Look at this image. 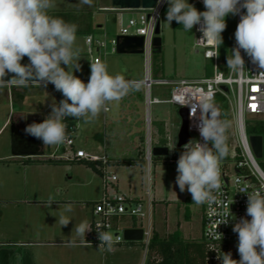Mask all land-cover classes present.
Returning <instances> with one entry per match:
<instances>
[{
	"label": "rangeland",
	"instance_id": "1",
	"mask_svg": "<svg viewBox=\"0 0 264 264\" xmlns=\"http://www.w3.org/2000/svg\"><path fill=\"white\" fill-rule=\"evenodd\" d=\"M101 0H92V4H81L80 0H57V6L49 13H75L79 18L80 31L85 30L86 23L98 26L103 25L108 35L104 33L96 34V38L106 39L109 46L108 56H104L103 50L100 55L106 57V64L110 74H120L127 81L130 79H144L147 72L146 55L118 54L112 53L111 40L120 31V22L111 13L99 10ZM161 14V37L163 39L162 72L159 76L153 75V55L151 62L152 76L154 79H187L196 80L206 76L207 70L212 66V62L204 57L203 50L195 48V26L191 32H186L181 26H176L175 21L169 25L166 22V12ZM128 17L137 16L136 13H127ZM229 19L235 24V16L229 15ZM82 24V25H81ZM85 36L77 33V46L80 49L81 57L79 64L81 69L74 71L80 79L89 80L90 57L97 55L95 49L85 45ZM92 49L91 54H86L84 59V48ZM90 53V52H89ZM89 57V58H88ZM87 60V61H86ZM30 61H28L29 63ZM27 63V64H28ZM12 74H8L5 79H10ZM12 88H0V128L7 120L10 112L9 123L13 114L20 112H39L45 118L51 113V105L59 103L64 97L55 87L46 88H21L22 93L12 95ZM11 90V96L9 93ZM131 97V102L136 103L139 108L138 116L140 122H136L138 116L135 111L129 113L123 106L125 101H113L108 104V111H102L98 118L85 122L74 118H67L78 125V130L73 135L75 147L82 149L88 154L103 156L105 147L114 157H133L137 154L139 140L136 136H144L146 139L143 147L147 149V115L146 88L139 86L131 90L123 99ZM170 88L153 86L152 98L155 100H165L169 98ZM217 101L224 111V119L232 122L229 138L234 143V120L231 116L229 102L222 96L217 97ZM124 102V103H123ZM14 115V117H15ZM150 115L152 119L151 132L153 144L158 140L156 122H166L173 141H176L178 127L181 126L182 118L180 110L169 104H154L151 106ZM129 118V121L127 120ZM136 123V124H135ZM257 122L253 123L256 125ZM133 131L136 135H129ZM98 135V137H96ZM102 136L101 138L99 137ZM135 136V137H134ZM264 136V135H263ZM64 147L66 151L64 153ZM46 155L56 152L58 156H72L74 150L64 145L46 146ZM174 148H171L170 156H153L151 162L146 159L144 167L141 165L126 168L121 165H111L107 167L108 174L102 176L89 165L86 164H61L51 165L47 163L25 164L24 159H16L12 153V129L6 126L0 131V234L4 235V240L9 242H30L47 241L53 237L63 236V230L73 222V212H66L65 206L75 203L77 208V218L82 222H87L89 226L93 221V207L101 200L105 194L107 178L115 175L118 178L117 185L122 193L130 199L149 200L150 191L153 200L152 221L153 230L162 234L176 231L179 227L184 236L188 239L201 240L203 236V205L193 204L190 207L191 219H184L183 201L191 194L185 190L181 192L175 184L177 175V159L181 150H175V159L172 160ZM147 154V152H146ZM34 161V160H32ZM108 193L112 194L113 189L108 188ZM55 202L48 206L49 198ZM61 202H65L61 204ZM145 202V204H147ZM60 203V204H59ZM59 204V205H56ZM145 209L147 206L145 205ZM64 216L72 220L67 226L59 223V218ZM136 218H124L120 223V228L140 225V220ZM202 226V227H201ZM2 239V238H1ZM58 239V238H57ZM56 239V240H57ZM84 238H81L82 240ZM87 240V238L85 237ZM51 240V239H50ZM80 240H77L80 242ZM75 249V248H74ZM73 249V250H74ZM68 254V249L65 250ZM229 252L235 259L234 247H230ZM39 254L48 257L50 260L59 261V258L48 256L45 249L38 251ZM57 255V253L53 252ZM75 257L60 260L61 264H146L147 253L142 242H129L118 246H113L109 251L99 249L97 246L77 247ZM55 256V255H53Z\"/></svg>",
	"mask_w": 264,
	"mask_h": 264
},
{
	"label": "clouds",
	"instance_id": "2",
	"mask_svg": "<svg viewBox=\"0 0 264 264\" xmlns=\"http://www.w3.org/2000/svg\"><path fill=\"white\" fill-rule=\"evenodd\" d=\"M81 4L91 5L92 0H80ZM167 3L166 22L173 21L191 32L199 25L203 42L219 50L223 43L222 32L226 29V17L239 15L240 20L234 33L236 45L227 57V68L231 73L245 71V59L241 50L251 62L264 73V0H203L205 11H199L188 0H157V8ZM57 6V0H0V88H27L39 85L46 88L54 85L64 97L53 103L51 113L43 122L26 125L24 132L44 146L60 145L68 139L66 118L90 122L108 111V104L120 101L138 84L127 81L122 75H112L108 66L101 60L91 61L90 77L87 83L74 74L81 65V52L77 46V25L49 14ZM246 10V11H244ZM29 63L22 64L24 57ZM63 65V66H62ZM66 66V67H64ZM12 74L10 79H5ZM195 117L200 139L189 140L177 160L175 184L179 190H187L196 205L220 203L222 160L228 155L227 132L232 122L221 119V113L209 101L198 108ZM247 195L246 217L233 225L238 234L237 251L240 259L232 258L231 252L217 253L221 264H264V177H260L258 187L249 191L247 185L238 189ZM55 202L51 197L48 206ZM72 211L71 205L65 206ZM229 217L235 219L228 207L218 223L227 225ZM71 218L61 216L59 223L67 226ZM80 245L90 247L85 235L91 231L87 222L75 226ZM222 233L214 234L216 240ZM99 249L111 250L114 238L107 232H98ZM68 246L76 247L75 239Z\"/></svg>",
	"mask_w": 264,
	"mask_h": 264
},
{
	"label": "built area",
	"instance_id": "3",
	"mask_svg": "<svg viewBox=\"0 0 264 264\" xmlns=\"http://www.w3.org/2000/svg\"><path fill=\"white\" fill-rule=\"evenodd\" d=\"M198 4L205 9L203 0H197ZM167 3L161 4L156 12L152 9L144 10H132V11H119L120 31L119 36H144L145 37V52L147 61V72L144 79H131L129 82L138 84L146 88V105L148 108L147 124H148V138L146 159L148 162L152 161L153 148L155 145L152 141L151 124L152 119L150 115L151 106L154 104H169L173 107L186 109L188 112V132L190 134V140L200 139V134L195 127V117L198 116V108L204 102H211L216 104L215 100L219 95H222L228 102L231 108V116L234 120V143L229 138L231 129L227 132L229 153L222 160L220 165L221 172V194L218 199L220 203L213 204L211 206L203 205V237L208 246L217 251L219 246H235L238 244V234L234 233L233 225L239 221L240 218L246 217L247 207V195L239 193L238 189L247 185L249 191L258 187L260 183V177H264V136L263 135H250L247 132V126L255 122L264 123V73L258 74L260 69L254 65L250 58L241 50V54L245 59V71L237 74L231 73L227 68V71H221L219 69V52L217 49L211 46L198 42L202 37V33L198 30L199 25L195 26V48L198 51L203 50L206 60L212 62L213 74L209 77H202L196 80L187 79H170L161 78L154 79L152 76L151 62L153 55L152 41L155 37V31L157 24L161 23V14ZM157 6V5H156ZM155 8V7H154ZM246 11V10H244ZM127 13H136L137 16L128 17ZM240 16H235V31L239 23ZM111 40L113 48L112 53H116L118 45V37ZM86 43L92 49L103 50L104 56L108 55V42L105 39L95 38L93 36L86 37ZM236 41L234 38V47ZM92 49L89 51L91 54ZM102 56L91 57V61L101 60ZM91 63V62H90ZM85 83L88 80H84ZM51 84V83H49ZM153 86L169 87V98L165 100H155L152 98ZM12 88V87H8ZM255 105V108L252 106ZM181 126L178 127L176 141L170 135L167 129L168 145L163 146L169 149V155L171 148H174L172 160L175 159V150L183 151V146L179 147V134ZM262 137V156L257 157L253 148L251 137ZM64 145L74 149L75 142L73 138H68ZM167 156V157H168ZM60 159V158H59ZM61 159H78L88 162L97 163L98 168L102 172V176L105 177L108 174L107 167L110 165V157L105 154L101 157L91 155L84 150H76L72 156H66ZM178 160V159H177ZM118 178L115 175L107 178L105 185L104 197L96 202L93 207V221L91 223V231L88 233L87 240L91 246L100 245L98 238V232H107L114 238L115 243L113 246L126 244L125 230L127 229H142L143 239L140 241L145 245L146 253L148 246L153 237V221H152V208L153 200L148 192L149 200H134L130 199L122 192L117 190ZM108 188L113 189V193H108ZM145 202L147 204H145ZM145 205L147 209H145ZM230 208L231 213L235 217H229V223L227 225L218 223L223 218V214ZM136 218L135 221L140 220V225H134L131 227L120 228V223L124 218ZM222 233V239L216 240L214 234L216 232Z\"/></svg>",
	"mask_w": 264,
	"mask_h": 264
},
{
	"label": "trees",
	"instance_id": "4",
	"mask_svg": "<svg viewBox=\"0 0 264 264\" xmlns=\"http://www.w3.org/2000/svg\"><path fill=\"white\" fill-rule=\"evenodd\" d=\"M190 4H193L199 11L203 12L206 9L201 7L197 0H188ZM167 6V5H166ZM166 6L163 11H165ZM54 17H60L64 19L66 22L74 23L77 27V33H82L86 37L94 36L92 34V26L90 23H86V28L83 31H80L79 25L81 23L79 18L75 17V13H58L53 14L49 13ZM226 29L222 32L223 43L219 47V69L221 71H227V57L231 55V50L234 47V33H235V24L229 19V16L226 18ZM176 26H181L175 22ZM82 25V24H81ZM29 61L28 57H24L21 61L22 64H27ZM162 72V57L161 54L153 55V75L159 76ZM213 74V66H211L206 73V77H209ZM215 103L220 107L222 111V119H224V111L222 106L215 100ZM65 124L67 126V136L68 138H74V134L77 130L76 123L73 121L65 119ZM158 140L156 141L157 146H167L168 140L166 122L158 121L156 122ZM247 132L250 135H264V123L257 122L256 125L249 124L247 126ZM142 142L144 143V138L142 136ZM153 159V158H152ZM47 163L51 165H61V164H86L97 171L102 175L101 170L98 168L97 163L88 162L78 159H47V160H34L27 158L24 159L25 164L30 163ZM146 164V160L144 157V149L140 148L139 152L133 157L127 158H118L113 159L110 157V165H122V166H136L141 165L144 167ZM195 203H192V197L186 198L184 201V205L186 208L185 218L190 219L191 211L189 207ZM129 243V242H127ZM126 243V244H127ZM230 250L229 246H219L217 251L211 249L206 243L204 237L202 236L201 240H186L183 238V235L180 230H176L174 233L161 236L158 232H154L153 237L150 241L147 251V262L146 264H221V261L217 259V253L223 252L228 253ZM235 250V260H239L240 256L237 251V245L234 248Z\"/></svg>",
	"mask_w": 264,
	"mask_h": 264
},
{
	"label": "crops",
	"instance_id": "5",
	"mask_svg": "<svg viewBox=\"0 0 264 264\" xmlns=\"http://www.w3.org/2000/svg\"><path fill=\"white\" fill-rule=\"evenodd\" d=\"M98 8H99L100 11H104V12H107V13H111L115 17V20L116 19L119 20V15L121 14V12L109 10L111 8V0H101V4H100V6ZM91 26H92V24H91ZM94 27L95 26L93 25L92 26V30H93L92 31V34L94 35L93 37H95V35L96 34H99V33H104L105 36L108 35V33H107V31H105V27L103 25L98 26L97 29L94 28ZM117 36H119V33L118 32H117V34H116L115 37H117ZM84 43H85V45L89 46L86 43V36H85V42ZM89 51L90 50H87L86 47L84 48V51H83V53H84V59H87V57L85 55L86 54H89ZM95 51L97 53V55H95V57L96 56H100L101 50L95 49ZM106 57H103L102 58V61L105 62V63H106ZM87 60H89L88 63L90 65L91 57L89 59H87ZM64 67H66V66H64ZM47 87H54V85L48 84ZM30 88H41V86H39V85H32V86H30ZM22 92H23V89H21V88H13L12 89V95L13 96H16L17 93L19 94V93H22ZM10 93H11V90H9L8 96H9ZM10 96H11V94H10ZM122 100L125 101V103L123 102L124 103L123 106H125L127 108V112L130 113L132 111V109H133V111H135V114L138 116V113H139L138 105L136 103H132L131 102L130 94H129V98L127 97V99L125 98V99H122ZM11 113L12 112H10L7 120L5 121V123L3 124V126L0 128V131L10 124L9 123V118H10ZM14 115L15 114H13V117H14ZM27 116L30 117V124L33 123V122H36V123L43 122V120L45 119V117L41 113H39V112H31L30 114L24 113V112H20V113H18V114L15 115V117H18V118L27 117ZM127 120L129 121V118H127ZM140 120H141V117L138 116L136 122H140ZM76 126H77V130H78V125L76 124ZM147 129H148V127H147ZM129 135H132L133 136V135H136V134L133 131H131ZM147 135H148V133H147ZM96 137H98V135H96ZM99 137L101 138L102 136L99 135ZM136 137L139 140V147L137 148V153L139 152L140 148H143L144 149V157H146V148H144L145 146L143 147V144H145V142H146V140H145L146 138L143 136V138H144V143H143L142 142V135L136 136ZM155 146H157V145H155ZM105 149H106L105 150V153L109 157H111L113 159L114 158L115 159L121 158V157H114L113 155H111L108 152V146L107 145H106ZM73 150L75 152L76 150H82V149H78V148L75 147ZM45 151H46V146L42 145V147L40 148V153L41 154L38 155V156L15 157V158L16 159H19V158L20 159L21 158L22 159L30 158L32 160H47V159H50V158H52V159L66 158V155L58 156L56 154V152L51 153L50 155H46V152ZM65 152H67V151H66V148L64 147V153ZM145 160H146V158H145ZM136 166H138V165H136ZM125 167L126 168H131V167H135V166H130V167L129 166H125ZM117 190L119 192H122L121 188L118 185H117ZM134 200H137V199H134ZM184 201H183V203H184ZM59 204H56V205H59ZM61 204H64L65 205V202H61ZM69 204L72 206V211L71 212H73L72 214H74V216H73V219L74 220H73V222H71L72 224H70L68 227H66L63 230V233H62L63 236H57L55 238V240H52V239H54L53 237H44V238H50L51 240L48 239L47 241H43V242H39V241H30V242L16 241V242H9L7 240H4V235H1L0 234V264H61L60 263V260H64V259L67 260L68 259L70 261L71 258H74L75 257V254H76L75 253V249L77 247H85V246L80 245V242L77 241V240H80L81 238H84V237H78V236H76L75 229H74L76 225H78V224H80L82 222L80 220V218L79 219L77 218V213H78L77 212V208L78 207H76V204L75 203L70 202ZM190 207H189V209H190ZM184 208H185V205H184ZM0 211H1V209H0ZM152 211H153V208H152ZM185 211H186V208H185ZM184 219L188 221V219L185 218V213H184ZM190 219H191V216H190ZM202 223H203V219H202ZM180 226L181 225L179 223L178 224V227L179 228L177 230H180V228H181ZM156 232H158L161 236H165V235L174 233L175 231L174 232H170V233H166L165 235L162 234V233H160L158 230ZM88 233L89 232H87L86 235H85L86 238L88 237ZM181 233H182L184 239H186V240H194V239H188V238H186L184 236V234H183L182 231H181ZM70 239H75L78 246H76V247L68 246V242H69ZM41 249H45L46 252H49L48 253L49 254L48 256H52L53 259H54V257H56V258H59L60 260L59 261H53V260H50L46 256H43L42 257V255L38 253V251L41 250ZM66 249H68V251H69L68 254L65 252ZM53 252L57 253V255L54 254ZM53 255H55V256H53Z\"/></svg>",
	"mask_w": 264,
	"mask_h": 264
},
{
	"label": "water",
	"instance_id": "6",
	"mask_svg": "<svg viewBox=\"0 0 264 264\" xmlns=\"http://www.w3.org/2000/svg\"><path fill=\"white\" fill-rule=\"evenodd\" d=\"M157 0H111V8L113 11H132V10H148L156 7ZM116 53L118 54H135L142 55L145 50V37L144 36H119ZM153 54H161L163 50V39L161 37V23L159 22L156 27L155 37L152 41ZM218 111H222L217 104H213ZM182 118V127L179 134V147H182L190 140L188 132V112L186 109L180 110ZM251 142L257 157L262 156V137L252 136ZM42 141L37 140L25 134L20 130L12 127V153L15 157H30L40 155V148ZM153 155L157 157H167L169 149L163 146H155L153 148ZM125 239L130 242H140L143 239L142 229H127L125 230Z\"/></svg>",
	"mask_w": 264,
	"mask_h": 264
},
{
	"label": "flooded vegetation",
	"instance_id": "7",
	"mask_svg": "<svg viewBox=\"0 0 264 264\" xmlns=\"http://www.w3.org/2000/svg\"><path fill=\"white\" fill-rule=\"evenodd\" d=\"M30 124V117H13L12 121L10 122V124L8 125V127H14L17 130H20L22 132H24V129L26 127V125Z\"/></svg>",
	"mask_w": 264,
	"mask_h": 264
},
{
	"label": "snow or ice",
	"instance_id": "8",
	"mask_svg": "<svg viewBox=\"0 0 264 264\" xmlns=\"http://www.w3.org/2000/svg\"><path fill=\"white\" fill-rule=\"evenodd\" d=\"M252 107L255 108V105H253Z\"/></svg>",
	"mask_w": 264,
	"mask_h": 264
}]
</instances>
